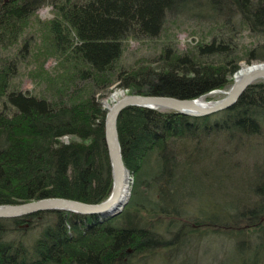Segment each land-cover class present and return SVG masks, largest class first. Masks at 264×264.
<instances>
[{
	"label": "trees",
	"instance_id": "1",
	"mask_svg": "<svg viewBox=\"0 0 264 264\" xmlns=\"http://www.w3.org/2000/svg\"><path fill=\"white\" fill-rule=\"evenodd\" d=\"M44 5L52 17L37 20L41 45L32 53L40 69L26 75L42 77L45 86L30 89L20 84L19 63L31 64L32 32L25 33ZM170 13L204 23L208 31L192 50L171 52L167 43L155 66L119 65L127 40L157 37ZM242 30L254 43L239 50ZM49 59L48 72L43 65ZM241 59L264 61V0H0V204L106 199L112 188L106 110L96 91L118 80L128 93L197 98L228 85ZM117 130L134 177L122 211L107 218L47 210L0 219V264H147L164 249L168 259L196 264L187 262L194 240L211 234L226 236L239 252L244 243L246 259L257 245L259 263L264 163L251 175L242 173L243 181L257 174L254 188L227 216L193 214L190 200L177 204L173 198L195 168L234 169L239 153L264 152V81L248 86L231 108L206 116L129 106ZM66 136L79 140L62 141ZM200 173L209 178L208 171ZM35 229L36 237L25 240Z\"/></svg>",
	"mask_w": 264,
	"mask_h": 264
},
{
	"label": "rangeland",
	"instance_id": "2",
	"mask_svg": "<svg viewBox=\"0 0 264 264\" xmlns=\"http://www.w3.org/2000/svg\"><path fill=\"white\" fill-rule=\"evenodd\" d=\"M51 17V6L44 5L37 11L36 16L31 17L29 20V26L25 34L29 33V31L32 32V36L30 37L31 45L29 46L31 50L27 57V60L31 64L25 67L23 63L24 59H21L22 63H19V66H22L21 72L24 74V76H20V84L26 88L41 89L45 86V83L42 81V77L28 76L26 74L27 71L31 70V68H36L38 70L40 69V67L37 65L36 57L32 55V53L35 52L41 45V38L37 32L39 29L37 20L44 21ZM166 18L167 21L165 23L164 29L157 37L152 39L129 38L125 43V50L122 54L119 65L128 67L137 64L138 61H142L148 62L152 66H155L156 54L160 53L164 45L167 43L171 47V52L192 50L195 45L201 41V36H203L204 33L208 31V28H204V23L198 24L195 20L177 15V13L167 14ZM236 40L238 43L237 48L239 50L245 47H250L254 43L252 36L246 30H242V32L238 33ZM152 59L153 62H149L150 60L152 61ZM252 63H264V61L251 60L250 62H247L245 59H241L238 62L239 68L228 76V85L222 89H217L206 95H203L204 100L215 101L223 98L225 96L224 91H226L234 82L236 73L242 69L243 66H248ZM53 64L54 61L51 59L47 60L43 65L44 70H48V72L51 71ZM126 94H129L128 88L119 86V81L115 80L107 89H104L103 91H96L95 96L100 102L101 106L107 111L108 107H110L115 101ZM113 97L115 98L112 99ZM254 138L259 139V136H254ZM71 139L79 140L78 138L72 136L61 138V140L65 142H68ZM263 163L264 152H262V150L252 153L243 151L237 155V165L234 167L236 170L229 169L226 165L206 167L204 169L195 168L192 174H195L197 178L194 179L191 174L189 179L179 187V190L177 191V198L174 197L173 199L174 201L177 199V204L181 203L186 198L187 200H190V210L193 212V214H200L201 212L207 211L210 214L215 213L220 217L227 216V214L230 213L229 209L232 207V205L240 204L242 200L246 199L247 188H254V179L257 177V174L249 176L248 179L246 178L243 181L240 179L243 176L242 173L247 175L246 172L249 171L248 174L251 175L255 168L254 166L262 165ZM201 171H208L209 178L205 180V178L201 176ZM226 174L230 177H225ZM227 178H230V180H227ZM129 179L127 202L131 197L134 182V177L131 173H129ZM215 182L220 184L222 182V185H216L217 183ZM213 196L215 199H213ZM37 234V229L30 230L25 240L30 242L36 237ZM203 238H201L203 240L200 238L198 240H194L195 244L192 248L193 251L190 252L189 255L191 256L187 259V262L196 260V264H264L263 248L260 249L261 253L259 255L262 258L260 259L259 263H257L258 256L254 253L257 250V245L250 249V252L247 253L246 259L245 252L247 250L245 249L247 247L244 243H240L239 246H237L239 250L243 251L239 252L232 240L228 239L224 235L211 234L206 238ZM164 250V254L170 252L167 249ZM158 253L152 256V258L148 259L149 262L147 264H181L179 261H177V258L168 259L164 256V254L160 256Z\"/></svg>",
	"mask_w": 264,
	"mask_h": 264
},
{
	"label": "water",
	"instance_id": "3",
	"mask_svg": "<svg viewBox=\"0 0 264 264\" xmlns=\"http://www.w3.org/2000/svg\"><path fill=\"white\" fill-rule=\"evenodd\" d=\"M258 81H264V63H252L245 69H240L236 73L234 82L224 91L225 96L215 101L197 102L199 98H203V95L217 89L197 98L182 99L165 95L135 93L123 95L107 108L104 119V140L112 176V188L109 196L97 203H87L63 197H47L17 204H0V218H14L47 210H64L103 218L116 216L127 202L125 201L124 189L125 180L128 182L130 173L123 161L117 130L118 117L125 108L140 106L154 110H172L194 117L206 116L231 108L246 88Z\"/></svg>",
	"mask_w": 264,
	"mask_h": 264
},
{
	"label": "bare ground",
	"instance_id": "4",
	"mask_svg": "<svg viewBox=\"0 0 264 264\" xmlns=\"http://www.w3.org/2000/svg\"><path fill=\"white\" fill-rule=\"evenodd\" d=\"M247 66H243L242 67V69H245ZM115 97H113L112 99H114ZM204 98H199L198 100H197V102H201V103H204ZM129 176V175H128ZM129 180L130 179H128V182H127V180H125V189H124V194H125V201H127V199H128V196H127V193H128V190H129ZM125 206V205H124ZM30 215V214H29ZM26 216V215H25ZM19 217H21V216H19ZM14 218H16V217H14ZM0 219H9V218H0Z\"/></svg>",
	"mask_w": 264,
	"mask_h": 264
}]
</instances>
